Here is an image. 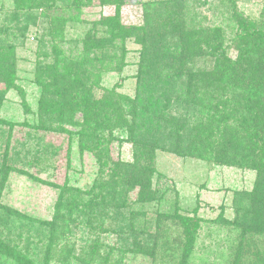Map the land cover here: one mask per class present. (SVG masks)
I'll return each instance as SVG.
<instances>
[{
	"label": "trees",
	"instance_id": "16d2710c",
	"mask_svg": "<svg viewBox=\"0 0 264 264\" xmlns=\"http://www.w3.org/2000/svg\"><path fill=\"white\" fill-rule=\"evenodd\" d=\"M95 1L103 7L113 6V14H101L92 21L81 19L82 8ZM190 1H145L142 3L144 24L129 26L121 20L123 0H11L12 6L5 18L13 23L9 26L21 37L35 27L33 38L39 56V68L35 74V83L40 88L36 122L17 124L65 134L68 143L66 166L69 165L71 141L75 137L78 151L92 152L101 174L110 161L109 139L103 132L111 133L114 128L122 126L123 112L127 111L132 117L131 125H126L129 141L138 144L141 137H136L139 127L137 111L153 114L158 107L161 115L167 114L166 110L174 111L175 115L167 114L176 135L171 144L173 151L210 160L219 166L254 172L253 186L244 193L248 208L243 207V201L235 203V216L230 223L239 230V242H242L264 236V23L261 17L255 19L238 13L234 16L236 27L232 36L224 39V33H216L218 28L209 33L202 27L203 21L188 20ZM70 20L89 23L82 39L83 49L74 56L63 48L66 24ZM135 34L142 45L135 95L132 98L118 95L116 105L109 104L108 95L94 98L93 87L98 83L101 67L115 62L121 69L125 41ZM8 36L13 39L17 35H5ZM16 47L17 44L0 38V82L4 85L0 90V105L5 92L15 90L28 112L23 89L16 82ZM227 50H233L235 57L229 56ZM162 55L173 64H170L171 75L169 72L172 79L165 76L166 83L171 84L161 89L152 67ZM201 58L205 59L199 63ZM167 60L164 64H168ZM1 122L4 123L0 119ZM7 124L6 134L14 123ZM3 135L4 130L0 131V141L4 142L0 154L2 181L12 170L21 172L14 165L13 158L8 156L12 151L11 135H5V139ZM50 146L41 145L38 151L43 152L42 157ZM58 150H50L52 158ZM38 159L36 156L32 162L37 164ZM47 167H39L38 172ZM109 168L108 179L99 176L85 191L68 184L67 171L61 185L34 177L58 189L54 216L49 221L29 217L6 204L0 205V264H49L50 253L59 247L56 242L59 233L55 227L63 216L73 214L86 216L84 221L91 233L97 229L101 233L109 231L116 235L118 246H109L103 253L99 251V236L91 239L87 252L89 259H99L102 264H107L111 255L121 256L131 245V251L135 250L139 241L132 222L134 217L129 213L127 221H111L116 217H112V214L116 215L115 210L125 204V197L119 199L118 194H122L119 183L126 173L117 172L118 162ZM142 169L145 175L133 179V183L144 190L152 169L148 165ZM110 199L113 206L108 202ZM179 221L182 232L180 262H183L191 251L199 218L195 211L192 216L180 215ZM38 225L49 227L37 229ZM33 236L37 238L38 248L35 249L31 248ZM66 250L61 248L58 252ZM233 255V264H242L239 247Z\"/></svg>",
	"mask_w": 264,
	"mask_h": 264
},
{
	"label": "rangeland",
	"instance_id": "374dc122",
	"mask_svg": "<svg viewBox=\"0 0 264 264\" xmlns=\"http://www.w3.org/2000/svg\"><path fill=\"white\" fill-rule=\"evenodd\" d=\"M145 1L149 0H123L122 22L129 26L144 24L142 3ZM189 5L188 20L192 18L203 21L202 27L209 33L218 28L216 33H224V39L232 36L236 27L234 16L238 13L255 19L261 17L264 23V0H191ZM11 6V0H0V38L17 44L16 82L23 89L28 112L24 109L17 91L5 92L0 105V119L4 121L0 123V131L4 130L7 137L11 135L12 151L10 150L8 156L13 158L14 165L21 172L12 170L3 181L0 176V205L6 204L29 217L49 221L54 216L58 189L34 177L61 185L67 171L68 184L85 191L99 176H106L108 179L111 173L109 167L118 162L117 172L126 173L122 175V181L119 183L122 194H118L119 199L125 197V204L116 208V215L112 214V217H116L111 221H127L131 214L134 217L132 222L139 244L133 251L131 245L121 256L111 255L107 264H233L236 247L242 251V264H264V236L239 242V230L230 224L235 216V203L243 201V207L248 208L244 193L253 186L254 172L219 166L210 160L183 156L173 151L171 144L176 135L167 114L175 115L174 111L166 110L165 115H161L160 107L153 114L143 110L137 111L139 127L136 129V137H141L138 144L129 141L126 125H131L132 117L127 111L123 112L122 126L114 128L111 133L106 130L103 132L109 139L110 161L101 174L93 153L78 151L75 137L71 141L70 160L66 166L65 152L68 143L65 134L44 132L17 124L27 121L32 125L36 122L40 88L35 83V74L39 68V56L33 38L35 27H31L25 36L21 37L11 27L13 23L6 20L5 15ZM113 11V6L103 7L95 1L91 6L82 8L80 18L92 21L101 14H113ZM87 27L88 22H67L63 44L67 53L74 56L82 51V39ZM6 33H16L17 36L13 39L11 36L6 38ZM136 36L137 34L130 35L125 41L126 51L121 69L117 68L115 62L101 67L103 70L99 74L98 83L93 87L94 98L108 95L109 104L116 105L118 95L130 98L135 95L138 85L136 74L142 54V45L136 40ZM227 53L233 58L236 54L233 50H227ZM167 59L165 55L159 56L152 67L153 76H158L161 89L171 84H167L165 80V76L171 78L170 64H173ZM204 59L201 58L198 62L202 63ZM166 60L168 64H164ZM3 89L4 85L0 82V90ZM125 100L127 101V98H124ZM7 123H14L8 134ZM129 127L131 129V126ZM5 135L3 139L6 138ZM43 144L52 146L46 149L42 157L43 152L38 150ZM3 146L4 142L0 141V154ZM53 148L60 150L52 158L50 150ZM36 156H39V159L37 164H34L32 161ZM46 165L48 167L45 171L42 169L38 172L39 167ZM147 165L152 172L149 183L145 182L146 188L142 190L139 185L133 183V179H138L141 174L145 175L142 168ZM108 202L113 206L111 199ZM195 211L199 218V228L194 233L189 255L180 262L182 232L179 216H192ZM84 219L86 216L73 214L71 217L63 216L58 222L55 230L59 233L56 238L59 247L50 253L49 264H102L99 259L91 260L87 255L90 240L95 236H99L100 253L106 251L109 246H118L114 232L101 233L96 229L91 233ZM48 227L49 225H40L37 229L44 230ZM32 241L34 243L31 248H38L36 236H33ZM61 248L67 250L64 253L58 252Z\"/></svg>",
	"mask_w": 264,
	"mask_h": 264
}]
</instances>
